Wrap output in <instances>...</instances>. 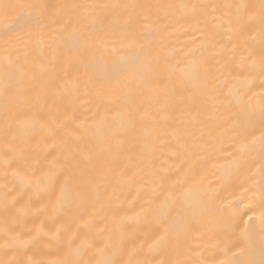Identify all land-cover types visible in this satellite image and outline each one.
<instances>
[{
	"label": "bare ground",
	"instance_id": "1",
	"mask_svg": "<svg viewBox=\"0 0 264 264\" xmlns=\"http://www.w3.org/2000/svg\"><path fill=\"white\" fill-rule=\"evenodd\" d=\"M20 2L62 24L27 48L0 40V264L231 260L233 218L258 229L264 211V0H0V12ZM102 14L148 39L98 32L81 63L76 21ZM138 46L147 55L125 68Z\"/></svg>",
	"mask_w": 264,
	"mask_h": 264
},
{
	"label": "snow or ice",
	"instance_id": "2",
	"mask_svg": "<svg viewBox=\"0 0 264 264\" xmlns=\"http://www.w3.org/2000/svg\"><path fill=\"white\" fill-rule=\"evenodd\" d=\"M98 7L108 8L109 6L100 5ZM48 8L49 6L46 4L25 2L2 5L0 15L3 16L4 23L2 30H0V40L5 44L6 50L17 45L27 48L34 32H43L50 25L62 24L61 18L49 13ZM241 8L244 9L245 6L241 5ZM9 17L13 18L9 20ZM261 18L264 20V5H262ZM134 23L133 18L129 17L122 25L115 17L110 18L103 14L91 19L87 17L78 19L76 21L77 27L73 29L71 34V45L69 47L75 50V54L82 63L83 57L88 55L90 50L98 47V32H123L147 40V37H143V34L138 33L136 28L133 27ZM23 55L26 56L27 51H24ZM146 55L147 53L142 47L138 46L137 49L123 57L125 60L124 67L134 66L141 56ZM5 70L13 73L11 68L6 67ZM18 71L23 74V67H20ZM261 118L262 124H264V105L261 106ZM261 141L262 148H264V136L261 137ZM244 215H247V213L233 218V227L240 229V238L233 244V247L237 248V252L233 253L231 260H222L219 264H264V211L260 213L258 229L254 223L245 224ZM254 215L255 213H253ZM253 216H248V220L252 221ZM257 253L259 258H257ZM63 264H92V261L74 262L67 260ZM95 264H102V262L97 260ZM108 264H119V262L111 261Z\"/></svg>",
	"mask_w": 264,
	"mask_h": 264
}]
</instances>
